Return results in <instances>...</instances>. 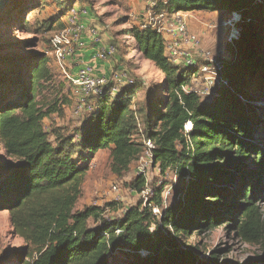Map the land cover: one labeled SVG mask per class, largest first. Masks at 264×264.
Listing matches in <instances>:
<instances>
[{
  "label": "trees",
  "instance_id": "1",
  "mask_svg": "<svg viewBox=\"0 0 264 264\" xmlns=\"http://www.w3.org/2000/svg\"><path fill=\"white\" fill-rule=\"evenodd\" d=\"M164 1L160 8L168 14H243V39L225 62L227 83L215 96L192 92L200 68L172 63L162 35L143 24L128 32L139 54L164 74L162 96L137 109L135 83L124 85L91 101L93 110L76 133L45 128V119L60 111L38 100L40 81L50 76L48 59L35 61L26 77L22 68L8 67L9 74L28 80L10 78L7 86L13 85L14 93L0 92V141L10 158L0 164V211H8L26 243L22 264H112L111 253L123 248L133 254L134 264H220L219 253L202 261L186 242L228 221L244 241L264 247L257 206L264 193V144L256 141L264 136V121L251 98L255 79L264 75V0ZM16 94V100L9 99ZM188 122L193 127L186 132ZM147 140L155 144L153 159L162 173L177 171V201L164 208L162 186L152 199L162 208L160 216L142 201L110 221L103 219V207L77 209L96 154L109 150L111 170L122 176L144 154ZM129 186L140 192L145 179L137 176Z\"/></svg>",
  "mask_w": 264,
  "mask_h": 264
},
{
  "label": "rangeland",
  "instance_id": "2",
  "mask_svg": "<svg viewBox=\"0 0 264 264\" xmlns=\"http://www.w3.org/2000/svg\"><path fill=\"white\" fill-rule=\"evenodd\" d=\"M74 6L81 11H87L82 18H87L90 27L95 26L99 30L104 45L116 46L117 58L112 59L113 72L109 77L114 79V75L121 71L129 73L135 80L133 105L137 109L139 106L143 107L150 97L162 96L161 85L164 77L151 61L139 54L128 32L133 25L140 26L152 17L156 19V15L149 11L146 0H10L0 12V92L14 93V86H7L10 78L28 81L24 77L28 75L33 63L39 59H48L50 76L40 81L38 100L44 107L55 105L60 109L47 117L44 124L49 132L59 128L65 135L81 131L84 119L89 114L86 109L76 113V88L59 67L51 43L53 36L64 28L66 17ZM183 14L189 30L202 37L201 51L212 52L222 62L232 60L231 55L223 56L224 51L228 54L231 50L228 44L230 28L222 27L224 21L233 18L231 13H228L231 14L228 19L214 18L212 14L198 17L196 12ZM168 17L171 19L172 15ZM192 24L204 26L206 29L203 32L198 31V27L194 30ZM223 32H227V37ZM220 46L225 48L223 52L219 51L223 48ZM185 47L191 49L189 43H186ZM166 53L165 49V55ZM202 61L199 57L200 65ZM68 65L67 72H75L74 64L69 62ZM9 66L20 70L22 68L24 77L20 74H9ZM261 77H264L263 73L255 79L258 85L255 84L251 98L256 100L261 108L264 121V81H260ZM110 86L119 90L125 89L123 84L114 80ZM192 86L203 89L204 84L200 76H197ZM258 90L261 92L255 93ZM17 97V94L14 97L9 95V99L16 100ZM51 140L54 141V135H51ZM256 141L264 144V136L258 137ZM9 161L10 158L7 157L0 141V164ZM137 164L138 161L134 162L129 172L118 176L111 170L109 150L96 154L85 179L83 195L76 206L77 209L100 206L105 209L103 219L110 221L122 218L125 209L135 206L139 201L143 202L137 192L129 186L137 177ZM154 174L156 175L153 176ZM179 180L176 169L171 168L160 174L154 172L151 175L150 187L156 190L163 186L167 204L170 205L177 201ZM257 206L264 220V193ZM94 225L97 223L91 222V226ZM186 243L196 247L197 255L202 261L208 262L210 253L215 251L219 253L220 264H264V247L244 241L234 227V221H228L227 225L211 231L196 232ZM25 248L26 243L14 231L8 211H0V264H22L19 256ZM25 261L28 262V258ZM110 261L112 264H134V257L129 250L123 248L112 253Z\"/></svg>",
  "mask_w": 264,
  "mask_h": 264
},
{
  "label": "built area",
  "instance_id": "3",
  "mask_svg": "<svg viewBox=\"0 0 264 264\" xmlns=\"http://www.w3.org/2000/svg\"><path fill=\"white\" fill-rule=\"evenodd\" d=\"M165 3L166 1L164 0H149V11L152 12L151 14L156 15V19L151 15L152 19L143 23L142 27L152 26L162 35L164 47L167 51L166 56L172 63L184 67L200 68V80L203 82L204 87L202 90H199L192 86L190 88L192 92L198 93L203 98L215 96L217 90L227 83L224 76L226 72L225 62L219 61L212 52L201 51L202 37L189 30V25L183 13L168 14L162 10L160 6ZM86 13V10L81 11L75 6L72 7L66 17L64 28L59 30L51 39L53 54L59 67L66 73L76 88V113H81L84 109L92 111L93 105L90 104L91 101L101 98L108 93H118L119 89L117 87L110 86L113 80L123 85H132L135 83V80L127 71L116 73L114 79H111L105 72L98 73L94 62L76 64L79 60L80 50L83 47L82 34L85 26L82 23V15ZM169 15H172L171 19L168 17ZM237 16V14H234L231 20H226L222 23V27L230 28L233 37H235V33L238 30V22L242 20V16ZM89 33L93 42L98 46L93 57L95 61H109L111 57L116 55V46L114 44L104 45L103 38L95 26L89 27ZM186 43L191 45V49L185 47ZM199 57L203 59L201 65L198 62ZM69 62L70 64H74V68L75 66L78 67L75 72H67ZM192 127V123L188 122L185 125L186 132L191 131ZM144 143L147 149L138 160L136 176H142L145 179V187L142 191L137 192V194L143 199L144 206L151 207L153 213L160 216L162 208L152 203V199L155 196V189L150 187V180L154 172L160 174L162 170L159 164L154 163L152 152L155 148L154 142L147 140ZM165 192L164 190L162 193L164 208L168 206ZM167 192L169 191L167 190ZM126 210H124L123 214Z\"/></svg>",
  "mask_w": 264,
  "mask_h": 264
},
{
  "label": "crops",
  "instance_id": "4",
  "mask_svg": "<svg viewBox=\"0 0 264 264\" xmlns=\"http://www.w3.org/2000/svg\"><path fill=\"white\" fill-rule=\"evenodd\" d=\"M149 0H146V4L148 5ZM196 14L198 15V17H204L206 16V14L211 15L215 18L218 19H228L230 17V15L228 13L225 12H217V13H207V12H196ZM82 23L85 26L84 32L82 34V41H83V47L80 50L79 53V60L76 62V64H80V63H90V62H94L96 65V71L98 73H103L105 72L108 75H111V73L113 72V63H112V59L113 58H117L116 56L111 57L109 59V61H95L93 59L98 46L93 42L92 37L90 36V34L88 33L89 27L91 26L89 21L87 20V18H82ZM193 29L195 30L198 26L193 25L192 26ZM206 28L204 26H199L198 27V31L203 32ZM225 33L224 35H227V32H223ZM227 37V36H226ZM105 42V41H104ZM224 42V41H223ZM104 44V43H103ZM223 47V46H220ZM219 48V47H218ZM225 50V48H221L219 51L223 52ZM225 52V51H224ZM219 55V54H218ZM77 66H75L74 70H77Z\"/></svg>",
  "mask_w": 264,
  "mask_h": 264
},
{
  "label": "water",
  "instance_id": "5",
  "mask_svg": "<svg viewBox=\"0 0 264 264\" xmlns=\"http://www.w3.org/2000/svg\"><path fill=\"white\" fill-rule=\"evenodd\" d=\"M10 0H0V12L2 11V9L4 8V6L9 2ZM234 14H237L238 16L237 17H241L242 16V20L238 22L237 24V31L235 33V37L232 36V32L230 31L229 33V36H228V44L230 45V50H231V53H228L226 54L227 52H224L223 53V56L225 57H229V55H231V57L234 56V54L236 53L237 49H238V45L239 43L242 41L243 39V36H244V16L241 12H236V13H233L232 16H234ZM232 18V17H231ZM250 22V21H249ZM225 54V55H224ZM227 55V56H226ZM223 57V58H225ZM226 59V58H225ZM224 59V60H225ZM126 249V248H125ZM129 250V249H127ZM117 251V250H116ZM115 251V252H116ZM130 251V250H129ZM114 253V252H113ZM139 253L142 255V256H145L147 254V252L145 250H140ZM112 254V253H111ZM111 262V261H110Z\"/></svg>",
  "mask_w": 264,
  "mask_h": 264
}]
</instances>
